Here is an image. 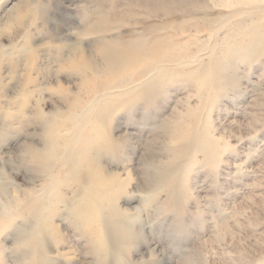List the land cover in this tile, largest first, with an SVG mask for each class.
<instances>
[{"label": "rangeland", "instance_id": "obj_1", "mask_svg": "<svg viewBox=\"0 0 264 264\" xmlns=\"http://www.w3.org/2000/svg\"><path fill=\"white\" fill-rule=\"evenodd\" d=\"M0 264H264V0H0Z\"/></svg>", "mask_w": 264, "mask_h": 264}]
</instances>
